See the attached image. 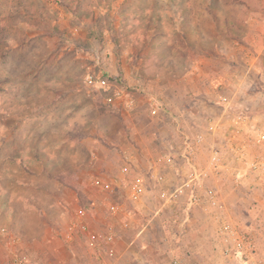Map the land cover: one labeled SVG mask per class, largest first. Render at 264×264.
Returning a JSON list of instances; mask_svg holds the SVG:
<instances>
[{
  "label": "rangeland",
  "instance_id": "rangeland-1",
  "mask_svg": "<svg viewBox=\"0 0 264 264\" xmlns=\"http://www.w3.org/2000/svg\"><path fill=\"white\" fill-rule=\"evenodd\" d=\"M164 60L169 69L162 73L164 98L172 95L174 71L177 76L192 72L190 89L196 92L203 85L208 99L221 82L232 84L221 91L227 97L210 101L209 107L213 115H225L224 133L213 135L218 127L210 123V134H203L198 149L200 122L186 119L191 134L180 126L165 147L149 143L151 149L138 151L137 162L123 163V139L111 142L101 134L117 127L109 114L124 90L122 70L138 67L141 72ZM89 76L108 86H89ZM224 105L226 113L219 108ZM164 108L156 105L152 117L167 113ZM213 155L220 159L217 166L211 163ZM208 163L211 170L204 168ZM156 170L157 177L164 173L167 178L157 180ZM56 171L73 189L56 190L48 178ZM193 171L201 177L189 188ZM205 171L216 176L211 185ZM97 179L103 187L95 184ZM138 183L144 190L134 200ZM206 189L215 191L219 206L210 207L201 196L194 206L189 199L180 200L187 191L190 196ZM5 190L44 193L50 214L47 235L61 250V264H80L75 255L80 261L90 258L92 236L103 243L101 257L94 260L129 263L132 250L120 259L126 244L122 238L137 234L148 222L152 236L144 240H157L164 251L155 255L160 264H264V0H0V197ZM178 190L184 192L176 200L162 196ZM111 205L117 206L116 213ZM200 205L202 213L195 212ZM80 210L87 213L89 231L71 228ZM24 220L29 229L13 231L30 243L45 237L34 216ZM4 222L0 215V225ZM223 222L239 231L241 249L219 234ZM109 233L114 240L107 244ZM35 247L38 254L41 248ZM106 248L113 249L112 257ZM0 251V264H13L23 250ZM53 252L45 255L48 264L55 263ZM29 258L30 264H43Z\"/></svg>",
  "mask_w": 264,
  "mask_h": 264
},
{
  "label": "crops",
  "instance_id": "crops-1",
  "mask_svg": "<svg viewBox=\"0 0 264 264\" xmlns=\"http://www.w3.org/2000/svg\"><path fill=\"white\" fill-rule=\"evenodd\" d=\"M165 62L166 61L164 60L163 62L157 63V65L155 64L154 67H143L141 72L139 71L140 68L138 67H124L122 70L124 71V75L121 78V87L124 90L122 92V95L116 98L115 101H113L112 107H110L112 111H110L109 114L116 121L117 127L111 129H103L101 134L104 137H107V140H110L111 142L123 139V145L119 147V150L122 151L121 155L123 163L125 162L127 164L129 162H137L139 156L138 151L141 153L144 150L148 151L150 148L149 143L153 144L154 142L156 144H160V146L162 145L163 147H165L166 144H168L167 138L169 139L170 135H174L175 133L177 134L178 128L180 126L185 129L187 133L191 134V128L185 125L188 119L198 120L201 125L200 139L202 141V144H196L198 149H201L204 143L203 141H205L204 135L210 134L208 129V125L210 123H214L213 125L215 126V128L218 127L213 135L222 136L224 133V127L226 125L223 124L222 120L225 115L222 113L223 115L219 114L215 116L210 112L209 107H211L210 101H214V103H217L221 97L226 96L221 91L224 90V88L228 85L232 86V84L225 83L224 81L221 82L216 88L219 90H215L214 92L216 93H213L214 95L211 94V96L213 97L208 99V95L203 89V85L200 87V90L202 88V91L198 90L194 92L190 89L191 85L189 84V80L190 76H192V72L187 70V73H184L181 76H177L174 71L173 80L172 83H170L169 87V89L172 88V95L170 93V96H168L167 99L164 98L165 92L163 91V89L165 87V79L162 77L164 76V74H166V71L168 72L169 70L168 68L166 69L167 65L165 64ZM162 73L164 74L162 75ZM212 87L215 88L214 85ZM133 93H136V98L132 96ZM156 105L164 106L166 108L164 109L167 113H165L164 115L163 113H161L163 116L160 114L159 118H153L151 115V111L155 108ZM219 108L222 109V112H224L226 106L224 105V108ZM129 111L131 112L130 114H128ZM226 112L227 111H225L224 113ZM176 119L181 120L180 125L176 122ZM195 140H197V138ZM142 154L140 155V157L143 160L146 159ZM72 162L75 163V161ZM59 165H63V161H61ZM40 166L41 168H44L45 164L40 161L39 167ZM167 166V170H169L166 173L168 175L173 171V169H170V167L173 168L175 165L171 164ZM204 168L206 170H211V166L209 163L206 164ZM120 173L118 171V175L122 177L123 175H120ZM205 173L206 177L209 176L207 180L208 182L206 183H208V185H211L210 182H212V178L214 179L216 176L212 174V177L211 171H205ZM158 174L160 173L158 170H156L154 172V177L156 178ZM161 176H163L164 179L167 178L164 173H161ZM48 178L55 183V187L58 186V188H56V190L59 189L58 191H62L64 189H73V187L65 180L64 175H62L59 171H56L55 173L53 172L52 175L48 176ZM119 181L120 178H118V186L120 187ZM29 183V181L22 182L24 186H33L34 188H39L40 191L46 190V188L40 183H35L33 181L32 185H30ZM56 190L54 189L53 193H56ZM3 192L6 195L0 197V215L4 218L5 222L2 224L3 226L0 225V250L1 248L5 249L9 254V251L13 252L14 250L16 251V249H21L23 250L20 251L22 252L21 254H27L33 259L35 258L37 262H43V264H48L47 262L48 260H50V258L48 257L45 258L46 253H50L52 250H54L55 254L54 252L52 253V256L54 258L53 262H55L54 264H61V256L59 253L61 252V250L60 248H58V246H55L54 241H52L47 235V232H49L50 229L48 228L46 221L50 214H48V205L44 203V193L41 194L40 192H37V194L30 196L25 192L19 193L16 191H9V193H7L6 190ZM198 193L202 198L206 199L205 191L199 190ZM46 194L47 191L45 192V195ZM188 194L189 192L187 191L185 197H180V200H187L189 196ZM61 199L62 198H60V200ZM60 200L58 198L57 202L60 203ZM18 206H21L20 211L18 209ZM165 206L166 204L162 205L159 209H156L155 217ZM201 208L203 209L202 205L193 209L195 212L198 211V213H202ZM28 216H34V218L40 223V226L44 228L42 231L46 233L45 237L36 240L35 243H30L23 234L17 233V231H13V229L18 228L19 226L21 229H24V231L29 229L28 225H26V220H24ZM75 216L76 222L74 224V227H71L72 230L76 228V225L78 226L76 228L77 231L79 229H84L85 231H89V229H91L88 226L86 218L87 213L85 211H76ZM154 218H152V220H154ZM252 222L254 223L255 221L252 220ZM152 227L153 225L148 222L141 226V229L137 234H132L128 238H126L125 235L123 236L124 238L122 239L126 241V244L122 245V248H120L119 252L122 251V253L120 254V259L123 258L129 250H132L134 253L132 258H130L131 261H129V263L124 262L123 264H160V261L156 258L155 255L164 251L159 248L160 245L156 243L157 240L154 238L149 242H145L144 240V238H146L147 236H152ZM98 230L99 228L97 229V232ZM4 232H7V234L4 235ZM100 235L103 236V234ZM92 237L94 238V240H91V242L89 243L90 249L88 250L89 252H91V257L87 258V260L80 261L79 257H76L75 255L73 259L76 263L81 262L80 264H92V262H94L93 264H101L100 261L94 259L97 255L98 257H101L100 252L103 243L96 236ZM187 242L188 241L186 240V243L183 244L185 247L187 245ZM73 243L74 241L70 240L68 245L72 246ZM36 245L41 248L38 254L35 252L36 250L38 251V247H35ZM105 250H108L107 252L109 256L112 257V254H114L113 249L106 248ZM0 253H2V251H0ZM14 253L11 254V259L13 258ZM36 257L39 258V260H37ZM181 259V262H183V257H181ZM189 262L190 261H187L186 263L189 264Z\"/></svg>",
  "mask_w": 264,
  "mask_h": 264
},
{
  "label": "built area",
  "instance_id": "built-area-1",
  "mask_svg": "<svg viewBox=\"0 0 264 264\" xmlns=\"http://www.w3.org/2000/svg\"><path fill=\"white\" fill-rule=\"evenodd\" d=\"M87 84L89 86H92V87H97L99 89H105L108 85H107V81L104 80V79H101V78H96L94 76H89L87 79ZM111 101V100H110ZM152 114L156 115L157 114V111L156 110H153L152 111ZM219 157L217 155H213L212 158H211V163L212 165L214 166H217V164L219 163ZM127 168L124 167L123 168V172H127ZM201 177V174H196L195 171H193L191 174H190V177L187 181V184L186 186H188L189 188L191 186H193L194 184H197L199 182V178ZM157 180L159 181H162L163 180V176H159V177H156ZM95 184L97 186H100V187H103L101 181L99 179H97L95 181ZM201 186V185H200ZM105 188V187H104ZM107 188V187H106ZM143 186L141 184H136L132 190V194H131V197L134 199V200H138L142 194H143ZM184 191L182 190H178L177 192L171 194V195H167L166 192H163L162 193V196L167 200V201H171V200H176L177 198H179V196L183 193ZM205 198H206V201L208 203V205L210 207H216L217 205L219 206V201L217 199V195L215 193V191L213 189H206L205 190ZM189 204L191 206H194V205H198L200 202H201V197L199 194L193 192L189 197ZM111 211L113 213H116L118 208L117 206L115 205H111L110 207ZM219 234L221 236H227L228 235V238H226V240H229L231 239V241L233 242V246H235L237 249H241L244 245V241H243V238L240 236V233L238 230H236L230 223H226V222H223L221 227L219 228ZM105 241L107 243H111L113 240H114V236L112 233H109L107 236H105ZM13 264H30V258H29V255L27 254H22V255H19L17 256L16 258L13 259ZM173 264H181L180 261L178 260H175L173 262Z\"/></svg>",
  "mask_w": 264,
  "mask_h": 264
}]
</instances>
